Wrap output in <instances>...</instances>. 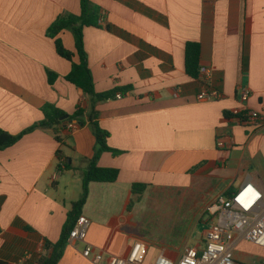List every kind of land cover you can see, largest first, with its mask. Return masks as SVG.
I'll return each mask as SVG.
<instances>
[{
	"label": "crops",
	"instance_id": "0c3cea01",
	"mask_svg": "<svg viewBox=\"0 0 264 264\" xmlns=\"http://www.w3.org/2000/svg\"><path fill=\"white\" fill-rule=\"evenodd\" d=\"M91 1L103 16L101 29L84 31L96 92L132 90L97 107L109 146L121 152L104 153L98 166L119 176L90 184L82 212L90 221L87 241L69 242L59 264H93L83 256L87 245L108 264L111 256L127 257L138 241L149 248L144 264L161 255L177 261L186 249L205 247L207 229L199 235L196 228L219 197L247 184L264 194V125L242 122L248 111H264V0ZM65 13L79 16L80 1L0 0V129L22 133L44 119L46 104L68 115L89 109L84 92L65 79L72 64L47 36ZM58 39L79 63L72 33ZM188 43L201 45L200 65L210 70L208 87L221 93L219 100L198 101L207 84L186 73ZM48 71L59 76L53 86ZM75 129L63 133L71 137L64 145L36 130L0 152L1 262L38 264L51 254L45 243L60 241L96 146L88 124ZM63 163L71 169L60 172ZM134 185L147 188L138 195ZM171 200L189 227L183 238L159 245L139 223L141 213L146 218L149 208L161 211ZM235 257L261 264L264 250L243 243Z\"/></svg>",
	"mask_w": 264,
	"mask_h": 264
},
{
	"label": "trees",
	"instance_id": "16d2710c",
	"mask_svg": "<svg viewBox=\"0 0 264 264\" xmlns=\"http://www.w3.org/2000/svg\"><path fill=\"white\" fill-rule=\"evenodd\" d=\"M79 1L81 5V14L79 16L70 13L62 14L50 26L47 31V36L56 40V50L58 55L72 64V70L65 79L84 92L90 103L89 109L79 107L73 115H68L56 106L46 104L42 109L44 119L22 133L13 135L0 129V152L12 148L26 135L36 130L51 132L55 140L60 145H64L67 140L71 139V137H66L63 133L68 129L70 124L74 125L75 122L82 125L88 124L96 138L94 157L91 160L88 170L84 174L83 195L78 202L73 204V208L68 214L67 223L64 227L60 241L56 244H52L51 242L45 243L46 251H51V254L42 257L38 264H59L62 260L69 244L70 234L79 218L82 216L83 209L87 204L90 184L115 183L119 176L118 170L101 168L98 166L99 160L104 153L118 155L121 152L114 150L109 146L108 141L111 135L101 127L99 123L100 115L97 107L101 103L116 99L118 94L126 96L128 92L132 90V87L117 88L106 93L96 92L94 77L89 67L88 54L85 49L84 31L86 28H102V9L91 0ZM64 31H69L74 36L77 55L80 60L79 63L74 62L76 55L68 51L58 39L59 35ZM200 62L201 45L198 43H188L186 46V73L190 78L195 80L201 78L202 68ZM58 79L59 76L56 73L48 71V80L51 86H53ZM225 115L230 117L229 113H226ZM64 118L66 119L63 120ZM74 130H76L75 125ZM61 153V150H59L58 158L63 160L64 157ZM63 166L64 170L71 169V165L63 163V165H60L59 167L60 171H63ZM146 188V185H134L133 191L135 194L141 195L145 192ZM0 264L6 263L0 261Z\"/></svg>",
	"mask_w": 264,
	"mask_h": 264
},
{
	"label": "built area",
	"instance_id": "2783aa9c",
	"mask_svg": "<svg viewBox=\"0 0 264 264\" xmlns=\"http://www.w3.org/2000/svg\"><path fill=\"white\" fill-rule=\"evenodd\" d=\"M210 75V70L201 69V78H205L207 86L199 94V102H212L222 97L218 90L208 87ZM122 97L121 94L116 96L117 99ZM242 122L245 126L264 125V111H248ZM68 128L73 130L74 125L70 124ZM217 146L220 149L226 147L222 139L218 140ZM207 214L211 221L203 249L188 248L177 261L161 255L154 264H242L235 257L241 244L248 243L264 250V194L255 185L247 184L230 196L219 197L207 209ZM89 227L90 221L81 216L70 234L69 242L86 243ZM148 252V245L138 241L127 257L111 256L108 264H144ZM83 256L93 264L104 261V254L90 245L84 249ZM261 264H264V259Z\"/></svg>",
	"mask_w": 264,
	"mask_h": 264
},
{
	"label": "rangeland",
	"instance_id": "374dc122",
	"mask_svg": "<svg viewBox=\"0 0 264 264\" xmlns=\"http://www.w3.org/2000/svg\"><path fill=\"white\" fill-rule=\"evenodd\" d=\"M172 197H176L171 195ZM172 202H165L162 203V210L158 211L156 209L149 208L146 212V218L140 217L139 223L147 224V228L149 229V237L155 239L159 245H163V243L170 245L168 241H172V238H183V232L185 229L189 227L190 219H187L186 224L184 225L183 219L179 216L178 207L176 202L171 200ZM187 206L192 207L191 204H195V200L192 199L190 196L187 197ZM189 214V213H188ZM205 222L199 223L196 228L197 234L201 235L204 230H208L210 227L209 221H211V217L207 214L204 217ZM157 243V242H155ZM191 245V243H188ZM187 245V244H186ZM247 247L243 246L241 249H246ZM239 250V249H238ZM254 253L262 254V252L253 250ZM252 251V252H253ZM249 262V260H247Z\"/></svg>",
	"mask_w": 264,
	"mask_h": 264
},
{
	"label": "water",
	"instance_id": "95a60500",
	"mask_svg": "<svg viewBox=\"0 0 264 264\" xmlns=\"http://www.w3.org/2000/svg\"><path fill=\"white\" fill-rule=\"evenodd\" d=\"M66 118H64L63 120H65ZM76 127H82V124H78L77 122L74 123Z\"/></svg>",
	"mask_w": 264,
	"mask_h": 264
}]
</instances>
